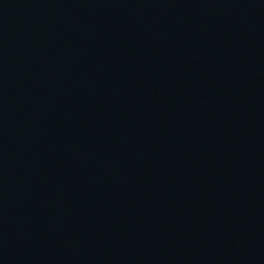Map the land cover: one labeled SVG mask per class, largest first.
I'll return each instance as SVG.
<instances>
[{
	"label": "water",
	"instance_id": "1",
	"mask_svg": "<svg viewBox=\"0 0 264 264\" xmlns=\"http://www.w3.org/2000/svg\"><path fill=\"white\" fill-rule=\"evenodd\" d=\"M264 0H0V264H159Z\"/></svg>",
	"mask_w": 264,
	"mask_h": 264
}]
</instances>
